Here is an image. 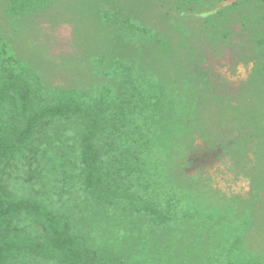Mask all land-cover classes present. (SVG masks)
I'll return each mask as SVG.
<instances>
[{"label": "trees", "instance_id": "obj_1", "mask_svg": "<svg viewBox=\"0 0 264 264\" xmlns=\"http://www.w3.org/2000/svg\"><path fill=\"white\" fill-rule=\"evenodd\" d=\"M54 1L0 0V264H264L247 240L248 208L235 197L204 205L174 172L183 150L192 164L203 158L196 137L205 103L219 97L215 79L193 65L187 74L189 62L173 73L146 62L145 43L167 41L98 6L109 27L107 44L87 58L98 80L77 88L45 79L10 34ZM199 2L174 0L183 13ZM237 65L232 82L216 80L248 82L249 66L243 74ZM257 65L264 71V60Z\"/></svg>", "mask_w": 264, "mask_h": 264}, {"label": "rangeland", "instance_id": "obj_2", "mask_svg": "<svg viewBox=\"0 0 264 264\" xmlns=\"http://www.w3.org/2000/svg\"><path fill=\"white\" fill-rule=\"evenodd\" d=\"M201 1L204 5L194 3L196 11L183 13L174 0L168 4L161 0H55L47 9L29 15L20 27L24 33L10 37L16 53L38 65L45 79L87 87L98 80L88 72L87 58L109 40L108 25L100 24L103 20L95 13L98 6L121 19L139 18L167 41L168 47L145 43L141 54L146 62L158 60L171 73L180 62H189L187 74L193 65L207 80L215 79L219 97L205 103L196 137L203 158L192 164L189 149L183 150L176 155L180 159L174 172L179 179L189 180L204 205L235 197L239 210L247 207L251 215L247 240L264 254V71L257 65L264 60V45L258 43L264 37V7L255 10L249 3L233 7L229 0ZM3 9L0 6V17ZM221 9H226V17L214 18ZM207 16H213L214 26L213 20L208 25L204 22ZM238 63L243 74L249 66L248 82L232 89L230 82L216 80L225 75L232 82L239 73ZM231 64L236 69L232 73L225 69ZM209 150L214 152L213 161Z\"/></svg>", "mask_w": 264, "mask_h": 264}]
</instances>
